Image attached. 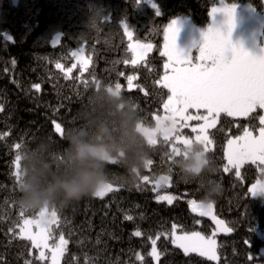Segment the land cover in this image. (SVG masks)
I'll list each match as a JSON object with an SVG mask.
<instances>
[{
    "label": "trees",
    "instance_id": "trees-1",
    "mask_svg": "<svg viewBox=\"0 0 264 264\" xmlns=\"http://www.w3.org/2000/svg\"><path fill=\"white\" fill-rule=\"evenodd\" d=\"M153 1L157 8L145 0H0V133H7L0 139V264H50L38 259L31 241L20 238L18 225L33 215L21 217L15 205V143L28 145L41 134L62 141L55 123L64 130L73 126L81 101L99 82H119L150 119L152 114H162L169 93L156 82L165 74L166 57L161 55L165 28L177 18L207 27L211 8L221 0ZM222 1L248 4L256 11L264 2ZM124 24L134 40L152 45L136 66L131 64ZM80 50L88 61L85 69L80 64L73 67V53ZM129 76L137 77L133 83L143 86V91L140 87L128 91ZM37 84L39 91L34 87ZM260 115L261 109L248 118L223 114L209 131L214 135L209 153L219 167L216 179L223 185L212 204L216 216L232 229L229 235L220 236L208 219L191 210L189 201L199 202L202 193L197 184L183 182L175 170L170 187L154 190L152 177L165 164L158 153L153 166L143 173L148 182L141 179L135 186L119 185L103 199L86 197L58 213L61 223L53 226V234L55 239L63 234L68 241L62 264H264V198L253 197L249 191L264 178V165L246 163L240 176L235 169L224 171L228 140L243 135L245 128L258 134ZM158 196L175 199L169 205L157 202ZM173 224L179 226V233L216 232L218 260L194 252L185 255L170 239ZM137 230L142 233L139 237L133 234ZM152 240H156L158 263L150 254ZM137 254L144 259L138 260Z\"/></svg>",
    "mask_w": 264,
    "mask_h": 264
},
{
    "label": "snow or ice",
    "instance_id": "snow-or-ice-1",
    "mask_svg": "<svg viewBox=\"0 0 264 264\" xmlns=\"http://www.w3.org/2000/svg\"><path fill=\"white\" fill-rule=\"evenodd\" d=\"M137 2L139 3V0ZM235 11V5L228 6L225 4L223 7H212L209 16L213 21L218 13L223 14L226 18L224 30L222 31L213 22L202 33L203 44L198 50L200 63H193L191 53H185L177 48L179 29L176 21L170 22L165 28V50L161 55L166 56L168 62L164 64L165 74L156 83L167 89L169 93L167 100L163 103L164 112L162 115L173 119L179 128V134L175 137L173 143L167 146L170 147V151L174 147L178 150L179 147L195 141L202 144L206 152H210L214 145V135L208 130L216 127L221 114L233 118H248L258 108L264 110V49L257 55L232 42L231 35L235 27ZM157 15H159L158 11ZM123 27L125 34L131 41L132 31L128 29L126 24ZM128 48L132 53L131 64L136 66L139 61L144 59L152 45L130 43ZM73 56L82 61L80 54L73 53ZM124 62L128 63V60ZM83 63L86 67V62ZM56 66L57 68L61 67L59 63ZM68 72L70 73L71 69ZM134 79H137V77H127L128 91L133 90L134 87H140L143 91V86L133 84ZM84 84L87 88L88 83L84 82ZM114 85L118 89H122L119 82ZM34 87L36 91L40 90L38 84ZM145 94L147 95L146 92ZM190 109L196 110L195 113L190 112ZM201 109L204 110L203 113L200 112ZM2 110L0 108V111ZM159 116L161 114H152L151 119L155 120ZM258 119L259 125H261L258 128V136L253 134V130L245 128L243 135L228 140L227 165L224 167V171H228L230 166L237 170L236 175L239 176V169L245 163L251 162L254 165H264V115H260ZM190 121H203L199 127H191V132L196 133L194 137L183 133V129L189 127L188 122ZM219 130L217 129V131ZM55 131L63 136L65 130L61 124L55 123ZM6 135L7 133H0V139H3ZM23 146L25 145L21 142L14 145L16 150L13 161L15 170L12 174L18 188L21 182V157L19 152ZM261 171L264 172V169H261ZM142 180L148 182L149 177L143 176ZM152 182L154 190L161 187H170L171 176H161L159 181ZM118 188L119 184H109L104 191L97 193L96 197L103 199L105 195L117 191ZM249 191L252 192L253 196L264 194V182H257ZM174 199L173 196H158L157 202L166 201L171 205ZM189 205L197 215L201 217L209 216L216 220L213 215L212 203L205 205L193 199L189 201ZM19 214L21 217L25 215L22 211ZM48 215L50 219L46 223H41L40 220L34 217L23 219L22 225H18L20 238L31 241L34 248L48 249L51 252V264H59L68 241L61 234L58 243L49 245V239L55 240L52 226L59 227L61 217L55 209ZM125 218L131 220L132 216L126 215ZM216 223L222 231H232L231 228L224 226L223 221L216 220ZM33 227L37 229L35 233L32 231ZM178 227L175 224L172 225V243L182 249L185 255L194 252L201 257H206L208 260L215 261L218 259L215 239L206 238L199 231L182 232V234L177 235L176 230ZM133 234L139 237L142 233L137 230ZM156 239H159V235ZM152 244L150 254L158 260L159 255L155 247L156 240H152ZM38 259L40 261L48 259L43 250L39 252ZM137 259L142 261L144 258L137 254ZM26 264H30V262H26Z\"/></svg>",
    "mask_w": 264,
    "mask_h": 264
},
{
    "label": "clouds",
    "instance_id": "clouds-1",
    "mask_svg": "<svg viewBox=\"0 0 264 264\" xmlns=\"http://www.w3.org/2000/svg\"><path fill=\"white\" fill-rule=\"evenodd\" d=\"M74 119L62 141L41 134L19 152L21 182L15 205L41 223L50 219L53 209L59 213L83 198L96 197L109 184L135 186L158 153L165 164L153 175L154 182L175 170L183 182L198 185L199 202L205 205L223 192L216 179L219 167L202 144L193 141L169 152L167 146L179 134L176 122L163 115L150 119L114 84L93 85Z\"/></svg>",
    "mask_w": 264,
    "mask_h": 264
},
{
    "label": "rangeland",
    "instance_id": "rangeland-1",
    "mask_svg": "<svg viewBox=\"0 0 264 264\" xmlns=\"http://www.w3.org/2000/svg\"><path fill=\"white\" fill-rule=\"evenodd\" d=\"M145 1H146V3L149 4L150 7L157 8V5L154 3L153 0H145ZM262 3H263L262 9L261 10H257V11L254 10L252 8V6H250L248 4H246V5L245 4L235 5L236 11H235V20H234V22L235 21H241V22H243V24H242L243 29L244 30H245V28L248 29L252 33V35L255 36V41L253 43L254 45L252 44V42H250L253 45V47L251 49H248L247 51H249V52H251L253 54H257V55H259L261 53V50L264 49V32L262 31V28L264 26V2H262ZM225 4L228 5V6H232V5L226 3V2H224L222 0L220 1V3L218 5H214V6L215 7H223ZM225 19L226 18L223 16V14L218 13L216 15L214 21L211 18V23L207 27H198V26H195L191 21H189L188 19H185V18H177V19L173 20V21H176L177 27L179 29L178 36H177V48L179 50L185 52V53H191V55L193 57V63H200V61L198 60V57H199L198 50H199V48L203 44L202 33L204 31H206L207 28L213 22L216 24L217 27L221 28V30L223 31L224 30V22H225ZM236 35H237V33H236L235 29L233 28L232 35H231L232 42L234 44L243 46L244 43L242 44L237 39V36ZM130 43H142V44H144L143 42L134 40L133 38H132L131 41H129V44ZM145 45H147V44H145ZM149 52L150 51H148L147 54ZM76 53L80 54V56L82 57V61L83 62H86V63L88 62L87 61V58L84 57V54H83L82 50H80V51H78ZM82 61L81 60H78L77 58H75V66H77V65L80 64L82 66V68L85 69V65H84V63ZM167 62H168V58L166 57L165 63H167ZM189 111L192 112V113H195L196 110L190 109ZM163 112H164V109H163ZM163 112H162V114H163ZM200 112L203 113L204 110L201 109ZM261 112H262V115H264V110H261ZM221 115H223V114H221ZM240 118H243V117H240ZM188 123H189V127L184 128L183 129V133L186 134L187 136L194 137L196 135V133H192L191 132V127H199V125L202 124L203 121H190ZM212 129L213 128H210L208 131H210ZM253 134L258 136L259 133L258 134H255L253 132ZM177 146H179V145H177ZM227 150H228V144H227V147H226V153H227ZM233 169H235V168H231L229 166V170H233ZM240 171H242V167L239 169V172ZM240 175H241V172H240ZM257 182H264V178L258 179L257 181H255V183H253L249 187V190L252 189L253 188V185L257 184ZM250 193L252 195V192L251 191H250ZM253 197H262V198H264V194H257L256 196H253ZM53 226H52V228H53ZM32 231H33V233H35L37 231V229L35 227H33L32 228ZM176 234L179 235V234H182V233H179V232L176 231ZM204 236L206 238H213V239H215L216 242H217V246H218V238H217V233L216 232H214L212 234H209V235H204ZM261 236H262V238L264 240V231H263V233H261ZM170 239H173L172 235H171V238ZM58 242H59V236L55 240L49 239V241H48V243H49L50 246L51 245H54L55 243H58ZM155 247L157 249L156 244H155ZM67 248H68V244L65 247L64 253L66 252ZM34 249H36V251H37V254H38L37 256H39V252L41 250H43L45 252L46 257H48V259H45V260H49L50 261V264H51V252H49L48 249H37V248H34ZM157 253L159 255L158 249H157ZM217 254H218V247H217ZM263 255H264V249H263ZM63 257H64V254L60 258L59 264H62ZM154 260H155L156 263L159 262V259L158 260L157 259H154Z\"/></svg>",
    "mask_w": 264,
    "mask_h": 264
},
{
    "label": "flooded vegetation",
    "instance_id": "flooded-vegetation-1",
    "mask_svg": "<svg viewBox=\"0 0 264 264\" xmlns=\"http://www.w3.org/2000/svg\"><path fill=\"white\" fill-rule=\"evenodd\" d=\"M234 23H235L234 29H235V31L237 33V35H236L237 39L242 44L244 43L243 47L246 50L251 49L253 47V45H254L253 43L255 41V36L252 35V33L248 29H246V28H245V30L243 29V27H242L243 22L235 21ZM262 31L264 32V26L262 28ZM250 42H252L253 45Z\"/></svg>",
    "mask_w": 264,
    "mask_h": 264
},
{
    "label": "water",
    "instance_id": "water-1",
    "mask_svg": "<svg viewBox=\"0 0 264 264\" xmlns=\"http://www.w3.org/2000/svg\"><path fill=\"white\" fill-rule=\"evenodd\" d=\"M196 215H197V214H196ZM213 215L216 217V220L223 221V220H221L220 218H218V217L216 216L214 205H213ZM197 216H199V215H197ZM199 217H201V216H199ZM202 218H204V219H208L209 222L212 223V226L215 227V229L217 230V232H218V234H219L220 236H221V235H229V234L231 233V232H225V231H222L221 228H220V226L216 223V220H213L211 217H209V216H205V217H202ZM223 222H224V221H223ZM224 226L228 228V226L226 225L225 222H224Z\"/></svg>",
    "mask_w": 264,
    "mask_h": 264
}]
</instances>
